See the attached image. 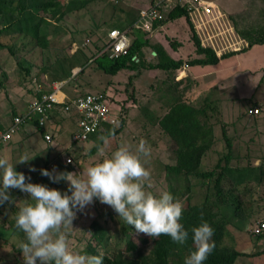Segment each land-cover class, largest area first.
Wrapping results in <instances>:
<instances>
[{
    "label": "rangeland",
    "instance_id": "374dc122",
    "mask_svg": "<svg viewBox=\"0 0 264 264\" xmlns=\"http://www.w3.org/2000/svg\"><path fill=\"white\" fill-rule=\"evenodd\" d=\"M72 0H60L61 4H69ZM159 0H153L156 5ZM211 13L204 14L202 11H192L189 18L197 32L202 45L210 44L218 52L226 50L238 51L237 62L240 68L236 72L228 73L227 78L217 76L206 87V94L212 100L213 111L208 110L210 121L213 124L214 144L202 159L200 170H209L214 167L218 159L225 154V141L221 136L219 122H227V136L232 139V165L233 167H254L261 162L264 153V127L261 130H251L239 132L252 117L256 119V126L262 122L264 124V56L261 54L264 45H256L249 50L241 52L246 47L247 40L240 32L252 31L264 24V0H211ZM73 8L83 6L78 10H73L60 21H55L48 15L45 18L49 25L41 28L42 33H46L50 42L49 49L36 47L29 37L24 35L1 37L2 47L0 48V124L7 125L13 113H25L27 105L35 99L38 90H44L51 84V79L55 75L60 76L57 60L65 58L70 52L81 49L86 57L93 58L96 48L104 51L107 32L114 26L116 28H128L137 20L141 10L151 5L150 0H76ZM161 8H159L160 10ZM0 18V29L3 26ZM135 24V23H134ZM133 24V26H134ZM143 31V30H142ZM145 32L144 36L150 45L161 44L174 59H191L194 57V46L191 42V33L184 18L174 22L166 21L156 28H151ZM3 34V33H2ZM130 40L133 36L129 35ZM99 52V51H98ZM144 59L146 62H154L150 53V48H144ZM13 53V54H12ZM231 63L230 60L225 62ZM223 65V64H222ZM221 67V66H220ZM205 68L212 69L211 66ZM201 69L200 67H185L190 73ZM79 70H72L77 73ZM174 74V75H173ZM181 74V73H180ZM179 74V75H180ZM176 72H163L158 70H148L137 66L135 70L123 69L114 76L105 75L94 67L85 69L83 76L74 80L68 86V91L73 92H105L111 111V118L114 120L113 126L117 128L121 120L124 122L119 134L112 136L109 145L101 155L98 150H90L96 145L98 140L72 143L69 133L72 130L68 122L63 123L62 130L58 136H54L50 145L41 142L40 147L44 154L39 157L33 156L38 149H33L30 140L22 137L18 131L10 140L7 148H0V157L7 158L9 163L14 165L17 172H23L26 176L25 183H38L44 178L40 175V169L53 171L54 175L63 172H74L80 175L90 166L109 159L112 153L120 145H126L130 151L135 153L139 142L143 139L150 147V156L143 158L144 167L151 173L152 187L146 189L155 196L163 192H169L170 188L184 187L179 176L168 173L166 165H173V157L169 151L167 139L160 133L159 129L147 120V111L156 115L165 110V102L160 99L163 89L174 79L179 77ZM174 76V77H173ZM174 78V79H173ZM223 80V81H222ZM225 80L228 85L226 93L222 92L217 82ZM231 81V82H230ZM64 82V81H63ZM79 84H88L81 87ZM208 84L207 81L205 85ZM211 86H217L212 87ZM198 82L191 85L195 106H201L205 92ZM49 88V87H48ZM192 97L189 94L187 98ZM221 99L218 101L217 99ZM224 98H227L226 101ZM216 99V100H215ZM253 104L261 106L259 114L248 113L253 110ZM251 116V117H250ZM218 119V120H217ZM231 122V124H230ZM60 126V127H61ZM261 127V126H259ZM6 128V127H5ZM27 131H35L31 124L25 125ZM59 127L56 128V130ZM39 142L38 134L32 136ZM102 144V142H99ZM6 145V144H5ZM47 148V149H45ZM8 155L5 156V152ZM48 151H50L48 153ZM21 157H27L29 162L18 164ZM33 157V158H32ZM79 158L78 160H76ZM70 159V162L67 161ZM56 160V162H55ZM31 162V163H30ZM65 162V165L64 163ZM36 168V172H30V168ZM245 169L242 173L248 179L250 192L245 199L248 203L247 213L249 219L240 220L226 214L230 221L222 243L223 247L247 253L250 256L238 258L235 264H264V229L262 236L254 235L252 230L264 223V180L257 185L259 171L256 169ZM31 176V180L27 177ZM49 179V178H48ZM68 182L62 181L57 190L62 194L68 192ZM5 195L19 210L25 203H30L27 193L19 189L9 188ZM204 189L197 180H192L189 196L191 203L202 201ZM183 203V199L179 201ZM0 215V264H24L23 254L17 252V245L20 241L18 235L12 233L9 221L13 219V213L9 204L5 202ZM229 209V208H228ZM76 213V219L72 222V228L67 232L61 231L68 237L69 251L81 252L91 242V223L96 222L106 232V240L101 247H97L99 252L104 248L108 250L118 249L124 241L125 225L120 221L115 210L106 204H101L97 198L86 205L83 212L71 209ZM227 211V209L225 210ZM56 233L51 234V239H55ZM263 251V252H262ZM261 253L258 256L252 254ZM36 264H41L39 258ZM54 264V262H48Z\"/></svg>",
    "mask_w": 264,
    "mask_h": 264
},
{
    "label": "trees",
    "instance_id": "16d2710c",
    "mask_svg": "<svg viewBox=\"0 0 264 264\" xmlns=\"http://www.w3.org/2000/svg\"><path fill=\"white\" fill-rule=\"evenodd\" d=\"M73 1L76 0L70 1L69 4H61L60 0H0V18L4 22L0 29V38L4 36L24 35L29 37L36 47L42 50L49 49L50 42L47 39V35L41 32L43 26L46 27L50 24L44 14L53 18L55 21H60L73 10H78L83 6L82 3L79 7L73 8L70 5H75ZM150 3L151 5L149 7L153 5V0H150ZM161 10L163 12V18L156 20L152 28L154 29L166 21L174 22L184 18L191 33L194 57L187 60L174 59L169 55L163 45H150L144 36L145 32L134 28L133 24L137 21L135 20L126 29L116 28L115 26L112 28L127 31L129 35L133 36L126 55L110 59L103 52V48L100 49L98 47L95 49L96 53L92 56L93 58H90L86 57L83 50L77 49L72 53L70 52L65 58L56 61V67H58L60 76H53L51 83L64 81V92L68 97L75 98L92 93L77 92L75 89L77 86L73 88L72 93L67 90L68 86L72 85L75 79L78 80L83 76L85 69L90 66L91 62L94 63L96 70L109 76H114L123 69L133 71L138 65L148 70L179 73L185 67L215 65L221 59L238 52L231 51L218 56L212 48L202 45L189 18L188 10L185 7L175 5L171 8ZM240 33L247 40V46L241 49V52L249 50L255 45H264V24L250 32L247 30ZM106 38L107 41L104 48L108 44L107 35ZM2 46L0 40V48ZM147 47L150 48L154 62L149 63L144 59L143 49ZM74 69H78L79 72L72 74V70ZM190 82L192 81L188 77L180 80L178 77L177 81L175 79L171 81L163 89V94L160 96V99L166 104L165 110L159 115L147 111L148 122L157 127L160 133L167 139L169 151L173 157L174 164L166 165L165 170L168 173L179 176L181 183L184 184L182 189L170 188L169 193L176 200L180 201L183 199V214L180 223L184 225L185 229L189 230V239L183 245L172 242L166 235H162L159 239H152L147 235L136 233L134 227L129 225L124 229L125 238L122 245L118 249L114 248L113 250L104 248L101 253L97 250V247H101L106 240V232L94 221L91 223V242L87 244L86 249L81 252L82 254L102 256L104 264H184V259L194 250L190 230L192 227L200 225L202 222V214L203 221L208 222L215 230L212 238L215 243V249L204 264H235L238 258L250 256L247 253L223 247L222 243L225 237V231L230 224V221L226 217L228 210L233 217L240 220H247L250 217L247 213L248 203H246L247 201L245 199L246 194L250 192V186L248 188L249 181L245 179L246 175L244 176L242 171L245 169L252 170L254 167H233L232 139L227 136L226 131L228 125L218 121L221 136L225 141L226 152L218 159L213 168L204 171L200 170L203 157L214 144L213 124L207 112L208 110L213 111L214 108L211 106L212 100L207 96L204 97L201 106H195L193 101L187 98L188 91L191 88ZM78 85L84 87L88 84L78 83ZM48 87H45L40 92H36L35 98L39 99L41 95L47 93L50 90ZM100 94L105 95V92L102 91ZM16 115L22 114L13 113L11 120ZM48 115L49 123L47 127L38 126L36 121L31 122L43 141L45 133H50L52 138L58 136L63 131L61 125L68 122L66 119L72 121L74 124L77 122V117L65 114L63 107L60 105L54 106L48 112ZM123 123L121 120L117 128L113 124L103 123L101 129L91 135L88 141L96 140L100 135L106 136L109 132H112L113 136L119 134L124 125ZM57 127L59 129L56 130ZM3 129L0 124V130ZM72 134L73 132L69 133L70 140ZM99 142L90 150L91 152L97 150V144ZM260 162L254 168L259 171L256 180L257 185H260L264 180V153ZM192 180H197L204 189L202 201L195 204L191 203V197L189 196ZM62 181L53 183L48 178H44L38 183L49 188L57 189L62 184ZM6 203L9 204V208L13 213V219L9 221V227L12 233L19 236L20 241L24 240V234L15 228V214L18 209L12 201ZM226 209L227 211H225ZM261 234L258 236H262ZM17 252H20L18 248ZM261 253L252 255L258 256Z\"/></svg>",
    "mask_w": 264,
    "mask_h": 264
},
{
    "label": "clouds",
    "instance_id": "9594fccd",
    "mask_svg": "<svg viewBox=\"0 0 264 264\" xmlns=\"http://www.w3.org/2000/svg\"><path fill=\"white\" fill-rule=\"evenodd\" d=\"M113 133L100 135L97 150L102 155L109 145ZM150 156V147L143 139L135 153L126 145H120L109 159L90 166L77 175L63 172L54 175L47 169H40V175L48 177L53 183L68 182V192L62 194L56 188L40 183H25L26 176L17 172L7 158L0 157V206L11 202L5 192L9 188L27 193L30 203H25L15 214V228L24 234L17 248L23 254L24 264H104L102 256L80 254L69 251L67 232L72 228L76 213L83 212L86 205L97 198L101 204L111 206L125 225L133 226L136 233L152 239L168 236L172 242L183 245L189 239V230L180 223L183 205L169 192L155 196L146 189L152 187L151 173L144 167L142 159ZM27 157H21L18 164H26ZM70 162V161H69ZM30 172H36L32 167ZM31 180V176L27 177ZM199 226L191 228L194 250L184 259V264H204L215 249L212 240L215 230L203 221L201 214ZM56 233L55 239L51 234Z\"/></svg>",
    "mask_w": 264,
    "mask_h": 264
},
{
    "label": "built area",
    "instance_id": "2783aa9c",
    "mask_svg": "<svg viewBox=\"0 0 264 264\" xmlns=\"http://www.w3.org/2000/svg\"><path fill=\"white\" fill-rule=\"evenodd\" d=\"M179 5L185 7L190 14L192 11H202L204 14L211 13V0H159L156 5L145 8L140 11L139 18L134 24V28L143 31H149L156 20L163 18L161 12L172 6ZM159 8H161L159 10ZM108 44L104 51L110 59H115L127 54L130 47V37L127 31L111 29L108 34ZM75 74V73H73ZM65 82H53L49 85L50 90L41 95L39 99L35 98L28 104L27 110L22 115H16L6 128L0 130V145L7 144L20 129L36 121L38 126L47 127L49 123L48 112L54 106L63 107V112L67 115L77 117L76 128L71 136V141L87 142L91 135L95 134L102 127L103 123L113 124L111 111L108 104V98L100 93H91L84 96L70 98L63 90ZM42 91L41 89L37 92ZM252 114H259V110L254 108L249 111ZM50 133L44 134V141L47 144L52 142ZM67 161H70L67 160ZM264 223L256 226L252 233L260 235L263 232Z\"/></svg>",
    "mask_w": 264,
    "mask_h": 264
},
{
    "label": "crops",
    "instance_id": "0c3cea01",
    "mask_svg": "<svg viewBox=\"0 0 264 264\" xmlns=\"http://www.w3.org/2000/svg\"><path fill=\"white\" fill-rule=\"evenodd\" d=\"M197 33V32H196ZM205 46H209L210 48H212L213 50H214V52L218 55V56H221L222 54H225V53H228V52H231L232 50H226L225 52H223V53H221V52H218L217 50H215L210 44H208V45H205ZM247 46V45H246ZM256 46V45H255ZM254 47V46H253ZM72 53V52H71ZM263 56H264V50L262 51V53H261ZM238 54H233V55H231V56H228V57H226V58H223V59H221L217 64H215V65H211V67H212V69H210V68H205L206 66H197V67H200L201 69H196L197 71H194V73H190V72H188L187 70H184V71H180L179 73H178V75H179V80L180 79H183V78H185V77H188L189 79H190V81H192V82H190L191 83V85H195L197 82H198V84H200L202 87L201 88H203V92H205V95L204 96H207V97H209V98H211L209 95H207L206 94V92H207V90H206V87H209L210 86V84H211V81L214 79V78H216L217 76L219 77V74L221 75V76H223V77H225V78H227L228 76H229V74L228 73H231V72H236L239 68H240V64H239V62H237L236 60V58H238ZM228 60H230L231 61V63H229V64H226L225 62L226 61H228ZM223 64V65H222ZM208 66H210V65H208ZM221 66V67H220ZM191 67H189L188 69H190ZM77 70V69H76ZM207 81V83L208 84H206L205 85V82ZM223 81V80H222ZM217 82V84L219 85V87L221 88V90H222V92L224 93L225 91H226V87H225V85H228L227 84V81L225 80V84H223V82ZM231 82V81H230ZM212 87H216L217 88V86H211L210 87V89L212 88ZM191 91V90H190ZM190 91H188V94H189V96L191 95L192 97H190V99L191 100H193L194 99V96H193V93H189ZM191 92H193V91H191ZM226 93V92H225ZM187 94V95H188ZM189 98V97H188ZM211 99H213L214 100V98H211ZM225 99V101H226V99L227 98H224ZM216 100V99H215ZM218 101H220L221 99L219 98V99H217ZM28 106V105H27ZM254 107H257V108H259L260 109V111H261V106H259L258 104L256 105V106H254ZM254 109V108H253ZM250 111V110H249ZM248 111V113H250ZM19 113V111H17V113L16 114H18ZM21 114H23V113H21ZM251 117V116H250ZM67 121H68V123H69V126L71 127V131L70 132H74L75 131V127H76V123L74 124L72 121H70V120H68V119H66ZM10 122H11V120H10ZM9 122V123H10ZM256 122H257V120L255 119L254 121H253V119H252V117L250 118V120L247 122V124L245 125V127H243L239 132H246L247 130L248 131H251V130H261L263 127H264V124L261 122L260 124H259V126H261V127H259V126H256ZM8 123V124H9ZM8 124L7 125H1L3 128H5V127H7L8 126ZM31 124V123H30ZM225 124H227V122H225ZM230 124H231V122H230ZM32 125V124H31ZM33 126V125H32ZM33 128H34V130L35 131H27L26 129H25V126H23L21 129H20V134L22 135V137L24 138V139H26V140H30V141H33V142H31V144H32V147H33V149H38L39 150V152H36L33 156H35V157H39L40 155H42V154H44L43 153V151H46L47 152V148H50V147H48V145H50V144H47V143H45L43 140H42V138L40 137V135H39V133L38 132H36V129H35V127L33 126ZM251 129V130H250ZM35 133L36 134H38V138H39V142L38 143H36V140L35 139H33L32 138V136H35ZM41 142H43L46 146H47V148H45V149H47V150H44L42 147H40V145H39V143H41ZM9 143H10V141L6 144V145H0V148L1 149H4V148H7V146L9 145ZM8 155V152L6 151L5 152V156H7ZM33 158V157H32ZM55 162H56V160H55ZM31 163V162H30ZM62 163H64L65 164V162H62ZM66 165V164H65ZM67 166V165H66ZM0 215H2V209H0Z\"/></svg>",
    "mask_w": 264,
    "mask_h": 264
}]
</instances>
